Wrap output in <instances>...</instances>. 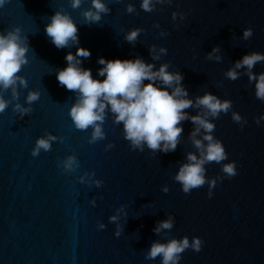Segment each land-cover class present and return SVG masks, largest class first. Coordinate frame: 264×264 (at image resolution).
<instances>
[{
  "label": "water",
  "instance_id": "95a60500",
  "mask_svg": "<svg viewBox=\"0 0 264 264\" xmlns=\"http://www.w3.org/2000/svg\"><path fill=\"white\" fill-rule=\"evenodd\" d=\"M100 2L109 12L91 25L83 16L96 11L91 0H81L76 9L71 0H4L0 6V34L19 29L21 46L29 45L28 63L17 74L27 87L17 83L16 98L11 88L0 87V96L10 102L0 113V264H163L162 256L145 258L151 245L184 237L190 244L199 238L203 245L200 252L185 250L179 264H264V120L256 123L264 116V102L255 98V81H249L246 68L236 69L235 81L226 76L244 55L264 54V0H152L151 12L141 9L142 0ZM58 11L78 28V43L70 41L64 49L45 32ZM249 28L253 35L244 40ZM136 29L142 31L129 43L126 37ZM215 47L219 51L213 53ZM77 48L90 51L89 58L76 59L96 80L105 79L98 74L104 67L100 58L141 59L154 65L153 71L167 64L168 72L183 76L188 93L183 98L192 107L184 110L189 119L177 125L183 132L174 152L153 153L146 144L142 152L133 150L110 108L101 125L105 138L88 142L93 128L76 129L70 117L79 93L57 80L67 67L66 55L75 56ZM252 73H264V61ZM154 86L164 87L159 80ZM176 86L167 88L170 94ZM30 92L40 94L31 104ZM205 94L231 100L233 107L212 117L197 104ZM17 104L30 111H14ZM196 115L216 128L201 129L195 139L206 145L204 135H212L228 159L203 165L206 184L185 194L174 177L189 163V153L201 158L191 135L198 127L191 122ZM49 136L55 138L51 150L33 157L36 141ZM69 156L79 164L72 170L63 167ZM230 162L238 173L233 178L222 172V164ZM218 176L224 179L216 181L209 199L208 182ZM168 220L170 230L154 231Z\"/></svg>",
  "mask_w": 264,
  "mask_h": 264
},
{
  "label": "clouds",
  "instance_id": "9594fccd",
  "mask_svg": "<svg viewBox=\"0 0 264 264\" xmlns=\"http://www.w3.org/2000/svg\"><path fill=\"white\" fill-rule=\"evenodd\" d=\"M163 2V0H157ZM4 4V0H0V6ZM92 8L96 11L88 10L83 13L85 21L91 25L98 23L101 20L100 13H107L109 9L100 2V0H91ZM152 0H142L141 9L145 12L153 10ZM73 9L81 6V0H71ZM129 13L134 11L131 4L128 5ZM176 13H173L175 18ZM142 29H136L127 35L126 40L133 43ZM47 36L57 49H64L69 46V42L78 43V28L68 14L56 12L51 17V23L45 28ZM19 29L16 32H8L6 35L0 34V87L4 90L12 89L13 98L17 97L16 85L27 87V81L17 75L22 68V65L28 63L26 53L29 51V45L24 43L18 35ZM253 35L251 28L243 32V39L248 40ZM25 40L27 38H24ZM154 49H150L153 51ZM219 51L218 47L213 48L212 52ZM161 52L166 53V49H161ZM91 53L84 48H77L75 56L68 53L65 57L67 67L58 71L57 80L59 85L65 87L68 91L78 92L79 96L76 104L71 108L70 117L74 122L75 128L79 130H87L90 126L93 128L91 140L89 143H95L98 140H103L105 134L101 125L105 121V111L110 108L112 114L115 115V123L123 124L125 133L124 139L131 143L133 150H144L143 145L146 144L149 149L155 152L170 153L177 148L178 137L183 132L182 127H177L182 121L189 119L185 109L192 107V101L184 99L188 95L187 91L181 86L183 76L180 73H170L167 71L168 65H162L158 71H153L154 65L145 64L141 59L135 60H105L100 58L98 63L103 65L99 69V76L105 77L103 81L92 78L91 70H85L78 65L80 61L76 57L89 58ZM158 57H154L156 59ZM212 58L210 53L208 59ZM220 60V57H216ZM264 61V54L252 52L246 54L242 59L236 61L235 68L229 70L226 76L229 80H237L239 73L236 69L246 68V75L249 81H255V98L264 102V73L258 76L252 73L254 66ZM147 80L148 84L143 82ZM159 80L164 87L154 86ZM173 84L177 86L173 88L171 94L167 88H172ZM38 92H30L27 102H32L39 99ZM9 101L0 96V113H3L9 106ZM197 104L208 110V113L215 118L219 117L220 113L227 114L229 109L233 107L231 100L221 102L216 96L205 94L201 98H197ZM14 111L27 113L29 109H21L20 105H16ZM232 120L240 123L241 116L233 113ZM264 120V116L256 119L257 125ZM99 122V123H98ZM191 122L198 127L191 134L193 143L200 152V159L196 155L189 153L187 159L189 163L180 167L178 174L174 177L182 185V191L185 194H190L192 190L203 187L206 184L205 168L206 163L215 162L221 164L228 159V154L222 142L214 139L212 135L206 134L203 137L207 144H203L201 140L195 139L201 129L205 133H212L216 125L208 122L200 115L192 116ZM247 121L244 120V124ZM243 127V125H242ZM55 139L49 136L48 139H38L35 148L32 151V156H38L40 150L45 152L51 150L50 140ZM114 147V146H112ZM79 166L78 161L74 156H69L64 161L63 167L68 170L73 169V165ZM222 172L227 178H233L238 173L235 162L222 164ZM224 177H217L208 182V198L213 196L212 189L217 186L216 181H222ZM99 186V185H98ZM116 217L110 218V221H115ZM103 224L100 228H104ZM173 223L171 220L164 221L154 229L159 232L161 229H171ZM120 231L115 235L120 236ZM203 241L199 238H193L192 243L184 237L181 240L172 239L166 244L153 243L150 251L146 254V259L154 260L158 256H162L163 264H179L181 254L191 248L196 252L202 249Z\"/></svg>",
  "mask_w": 264,
  "mask_h": 264
}]
</instances>
